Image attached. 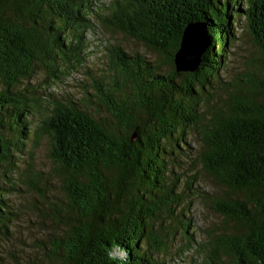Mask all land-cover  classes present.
Returning a JSON list of instances; mask_svg holds the SVG:
<instances>
[{"label":"trees","instance_id":"16d2710c","mask_svg":"<svg viewBox=\"0 0 264 264\" xmlns=\"http://www.w3.org/2000/svg\"><path fill=\"white\" fill-rule=\"evenodd\" d=\"M97 1L0 0V169L5 177L18 149L4 127L24 134L27 117L39 113L36 133L49 137L69 202L49 264H156L152 250L169 246L154 225L162 228V214L184 206L170 164L184 133L196 128V159L226 191L209 206L231 224L208 235L198 250L203 264H264V0H246L243 10L241 0H114L99 10ZM240 11L263 63L223 100L219 71ZM192 23L205 26L208 44L194 71H177L175 54ZM96 25L142 43L158 61L111 45V75L93 94L98 117L20 89L39 67L56 76L80 64L84 34ZM2 183L0 233L15 215L11 187ZM190 224L183 222L184 234Z\"/></svg>","mask_w":264,"mask_h":264},{"label":"rangeland","instance_id":"374dc122","mask_svg":"<svg viewBox=\"0 0 264 264\" xmlns=\"http://www.w3.org/2000/svg\"><path fill=\"white\" fill-rule=\"evenodd\" d=\"M112 2L114 0L97 1L96 8L99 10L101 6H108ZM240 3L243 5L238 7L243 10L246 0H241ZM235 20V38L227 49L223 67L219 71V86L222 87L219 96L223 100L236 92L232 83L240 80L244 84L249 72L258 76L257 69L263 63L259 50L248 34L244 13H236ZM193 34L199 41L203 40L200 25L194 27ZM84 38L85 50L80 64L75 63L72 68L65 67L56 76L49 75L43 67H39L33 77L20 84V89L38 97L45 105L52 100L73 103L98 117L97 114L102 113V108L95 97L98 96L95 85L101 78L106 79L111 75V45L119 44L125 52L138 51L149 60L158 61L159 58L142 43L118 30H106L96 25L85 32ZM206 88L208 92L205 94L208 96L216 92L218 84L214 82ZM204 100L205 97L201 96L199 112L205 109ZM40 119L39 113L29 115V126L24 129V134L9 129V126L4 127L18 149L13 159L15 165L6 169L5 177L0 169V178L7 183H2V186L5 189L11 187L8 191L9 203L15 212L12 222L8 224V230L0 233V256L3 264H49L53 259L50 258V250L54 248L55 236L61 231L58 218L66 216L68 210L69 202L62 189L60 167L49 156V137L36 133ZM12 126L14 127L13 124ZM182 139L185 143L180 145L182 149L170 164L172 173L169 175L178 180L176 191L180 195L174 196H179L184 206L175 208L170 215L163 213L162 228L158 223L154 225V230L159 231L163 239L166 238L169 246L166 252L152 250L156 264H203V254L198 250L208 235L231 225L209 206L210 198L219 197L226 191L196 159L201 146L198 129L187 130ZM6 175L9 177L6 178ZM180 209H183V216H178ZM188 219L191 224L186 228L187 234H184L183 222ZM114 255L121 256L122 252L115 251Z\"/></svg>","mask_w":264,"mask_h":264},{"label":"water","instance_id":"95a60500","mask_svg":"<svg viewBox=\"0 0 264 264\" xmlns=\"http://www.w3.org/2000/svg\"><path fill=\"white\" fill-rule=\"evenodd\" d=\"M198 25L199 23H192L184 29L180 47L174 58L177 71H194L198 66L200 55L208 44V39L204 37L206 33L204 25H201L203 26V40L199 41V38L193 34L194 27Z\"/></svg>","mask_w":264,"mask_h":264}]
</instances>
